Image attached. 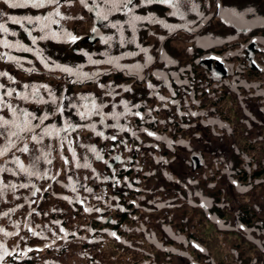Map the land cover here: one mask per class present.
<instances>
[{
    "label": "flooded vegetation",
    "instance_id": "flooded-vegetation-1",
    "mask_svg": "<svg viewBox=\"0 0 264 264\" xmlns=\"http://www.w3.org/2000/svg\"><path fill=\"white\" fill-rule=\"evenodd\" d=\"M234 2L235 0H225L217 13L229 14ZM134 3L140 4V0H134ZM206 5L207 3L203 6ZM57 7L63 16L73 18L61 20L53 16L59 23L51 24V31L59 33L65 30L83 39L76 43L65 42L61 37L42 40L39 37L44 32L39 30L40 25L37 24L35 36L40 41L38 53L50 64L54 62L74 69L80 67L84 73L99 72L100 75L94 79L73 82L75 77L59 70L46 69L40 57L37 60L28 58L30 52L24 51L26 56L18 58L20 65L29 67L30 62L31 69L32 66L35 67L31 71L33 75L29 76L27 71V78L35 77L37 80L33 85H47L57 97H64L63 119L67 120V117L73 120L78 116L76 109L69 108L68 105L88 103L80 97H94L97 105H104L102 112L108 118L103 124L100 116H91L82 125L95 124V131L103 133L96 143L99 144V154L102 155L99 163L103 167L102 178L106 177L108 180L106 185H102L108 198H117L118 193H112L117 192L120 182L125 178L134 185L144 181L149 187L151 184V192L168 196L178 186H181L183 194L191 193L193 188L186 189L184 184L189 180L203 182L208 174L228 179L226 185L231 202H237V214L248 224L254 218H259L257 223L263 229L264 208L252 203L250 188L254 177L264 178V35L254 36L248 29L237 31L234 25L226 23L221 27L220 22L217 26H214L216 22H212V26L201 28L191 41V33L187 28L170 34L160 24L144 22L136 26L135 43H127L122 47L117 30L97 22L79 0H72L70 5L66 0H60L59 6L49 5L39 9H11L0 0V12L17 18L47 16ZM170 11L166 5L151 4L141 5L136 9V14H151L171 25H184L188 20L185 7L181 8L185 13L183 19L169 15ZM81 16L83 19L77 18ZM109 19L124 23L127 17L116 13ZM0 23L8 28L6 35L11 43L23 40L22 35H26L24 28L8 21L7 16L0 17ZM27 25L29 24L25 23V27L29 28ZM126 25L124 39L127 41L132 39L133 33ZM94 26L99 30V36H94L91 32ZM30 28L34 34L33 25ZM101 36L113 37L110 45L103 43ZM255 37L257 48L252 59L247 48ZM137 45L148 49L147 54L140 52ZM189 50H192V54ZM129 52L140 54L121 59L118 62L121 66L119 68L108 63L89 62V56L92 60H107ZM103 53H107V56ZM149 56L152 57L151 61L147 59ZM206 56L210 59L203 58ZM137 64L145 66L133 69ZM30 80L31 78L24 80L21 76L18 85L23 88ZM150 84L152 88L149 87ZM126 88L130 91H125ZM41 93L45 99H49L43 89ZM160 96L165 100H160ZM173 100L177 103H172ZM59 103L58 100L57 104H40L50 112ZM125 104L132 112H140L143 119L131 114L118 115L125 113ZM134 105L139 107L135 108ZM192 112L198 115L192 116ZM117 123L126 130L105 127ZM144 129L155 133V136H148ZM111 136H116V140L105 138ZM198 156L200 159L196 162L194 159ZM116 157H119V163L109 169L108 163L113 162ZM201 161L204 164L199 166ZM254 162L255 165H260L258 169H254ZM223 184L216 179L214 191L217 192L218 189L216 209L225 219L227 215L224 211L229 210V198L224 199L225 202L228 201L225 203L224 197L219 195L223 191ZM127 187L125 184L124 189ZM241 188L247 191H241ZM125 193L130 194V191ZM194 195L195 192L191 193L187 205L191 210H201L203 216V208L199 207L198 197L195 200ZM167 205L169 210L166 211V216L174 221L178 215L170 210L171 202ZM186 211L184 209L181 221L189 224L191 217L189 221Z\"/></svg>",
    "mask_w": 264,
    "mask_h": 264
},
{
    "label": "snow or ice",
    "instance_id": "snow-or-ice-1",
    "mask_svg": "<svg viewBox=\"0 0 264 264\" xmlns=\"http://www.w3.org/2000/svg\"><path fill=\"white\" fill-rule=\"evenodd\" d=\"M72 0H66V3L69 5L71 4ZM3 3L7 5L8 8L16 9V8H24V7H33V8H44L49 5H57L59 6L60 0H3ZM79 3L83 6V8L89 12L92 13L96 19L97 22L104 23V26L111 27L113 29H116L117 32L120 35V45L123 47L127 43H135V33L137 31V24L138 23H149V24H160L164 28L168 29L170 34L176 33L178 30L186 29V26L184 25H171L165 23L163 20H160L156 18L155 16L148 14V15H137L136 9L139 8L141 5L147 6L151 4H159V5H166L168 6L171 11L169 12V15L171 16H179L181 19H183L185 13L181 11V8L187 5H191L190 10L195 11L196 5L192 2V0H140V4H135L134 0H79ZM217 7H220L219 0H217ZM116 13H122L124 16L127 17L126 21L124 23H120L119 21L113 22L109 18L113 16ZM199 14V13H198ZM231 18L236 21V23L240 26L241 31L247 30V28L250 27V25L246 23H241L243 13H237L235 11H232L229 13ZM7 16L8 21L14 24H18L21 27L24 28V30L31 35L32 29H29L25 27V23L29 25L36 26L37 24L40 25L39 30L41 32H44V35L40 36L39 39H52L61 37L65 42H71L76 43L78 40L83 39V37H77L73 35L71 32L61 30V32H54L51 31L50 25L54 23H59V21L54 20L53 16L59 17L61 20L63 19H72L73 17H65L63 16L60 11L59 7L54 12H50L47 16H36V17H30L26 16L23 18H17L14 16H8L7 13L0 12V17ZM78 19H83V17H77ZM106 22V23H105ZM127 24V26L132 30L133 37L131 40H125L124 39V25ZM47 30V31H46ZM91 32L94 34V36H99V30L94 26L91 29ZM8 28L4 23H0V34H7ZM15 35V33H12ZM36 37H32L33 43L36 42ZM113 37H100V40L105 43L109 44L112 41ZM160 39H163V37H160ZM0 46H3L4 48L8 49H17V50H23L25 52H32L33 49L30 47H25L24 45L20 44L19 42L11 43L8 40H0ZM137 47L140 49V52H143L147 54L148 49L140 47V45H137ZM140 52L136 53H125L121 56L117 57H109L107 60H92L91 56H89V62L92 64H103L108 63L113 65L114 67H121L119 65V61L121 59H124L126 56H134L139 55ZM39 55L41 62L44 64V67L48 69L49 71H56L59 70L63 73H66L70 77H75L76 79L73 82H82L86 79H94L96 76L100 75L99 72L94 74L84 73L80 70V67L72 68L69 66H62L59 64H55L52 62L51 64L44 59L42 55L37 53ZM84 55H88V53H84ZM103 55L107 56V53H103ZM7 59L8 61L15 62L17 64H20V58L13 57L9 53H0V60ZM148 61H151L152 57L147 58ZM219 59V58H217ZM30 63V62H29ZM252 63L255 64V61H252ZM22 66V65H21ZM145 65H134L133 69H141ZM26 71H33V69H25ZM0 77H7V79L11 83H16L13 77H11L7 72H0ZM100 87H105V85H100ZM150 88L153 86L150 84ZM24 91H17L15 88H9L6 87L4 84H0V141H3L0 143V158L7 157V159L4 160L3 165H0V175L3 173H9L13 176H21L23 175L26 177L29 181L33 177H36L38 179H43L48 176L47 172H41L39 169L40 163L43 161L44 163L50 164L51 159H49L52 145H45L44 140L46 137L48 138H55L59 141L60 148L62 149L64 146V142L67 141L69 145V151L72 152L73 160L76 161L75 166L76 167H90V165L87 163V160H85V163L81 164L78 160H76V152L71 147V140L69 139V135L71 131H75L78 127H87L93 131H95V124H84V125H77L72 124L68 121H64V124L62 127L57 128L55 125H47L45 126V121L49 119V113L45 112L42 115H35L34 113L29 112L25 108H21L18 105H15L11 102L12 98L22 100L25 102H35V103H52L57 104V101L59 100L60 103L57 105L56 112L59 114H63L64 107H63V100L64 97L60 96L57 97L52 90L47 85H23ZM41 89L45 93H47L49 99H45L44 96L41 93ZM125 91H130V89H125ZM110 95L112 93H109ZM175 95V93H173ZM81 100H85L88 103L77 105L75 103H70L68 105L69 108H75L76 114L80 117L81 120H87L91 116H100L101 123L103 124L104 121L108 118V115L102 112V108L104 105H97L95 103L94 97H80ZM160 100H165L163 96L159 97ZM172 103H177L176 101H172ZM125 107V113L118 114V115H128L131 114L133 116L139 117L140 119H143V116L140 112H132L131 108L127 106V104L124 105ZM133 107L138 108L139 105H134ZM7 112L8 115L6 116L4 113ZM192 116L198 115L195 112L190 113ZM114 119H117V117H113ZM105 127H115L119 128L120 131H125L126 129L117 124L113 125H105ZM221 127H225L224 125H221ZM39 130V131H38ZM145 132H147L148 136H155V133L147 131V129H144ZM61 133H65L66 135L61 136ZM99 136H102V132L96 133ZM135 135V133H133ZM106 139H111L113 141L116 140V136L111 137H105ZM157 139H160V137H156ZM32 144L33 147L30 148L29 144ZM123 143V141H121ZM89 151H91L97 160L102 159L99 152L95 147L89 146ZM18 154H28L31 159L30 165L26 166L20 159V156ZM115 159H119V157H116ZM64 163L67 165L69 161L65 158ZM50 179H55V177H48ZM117 183H119L117 181ZM235 183V181L233 182ZM29 184L27 183H5L2 179H0V198H3L4 195L8 191H15L18 188H25L28 187ZM130 186V185H129ZM33 188H35V185H32ZM139 189H137L138 191ZM36 191H39V189H35L33 191V195L36 194ZM73 191H75V188L73 187ZM86 191L91 192V189H86ZM241 191H247L245 188H241ZM18 198V197H17ZM65 199H67L65 197ZM134 203V202H133ZM160 207H163V205H159ZM206 206L205 205H201ZM85 212H91L93 209L90 208H84ZM15 209H10L9 212H14ZM95 211L99 212L100 209H95ZM9 212H5L2 215L8 216ZM114 223V221H111ZM54 223L59 224V221H55ZM27 227V225H25ZM18 228L19 225H16ZM242 230L246 229L243 225H240ZM33 236L40 235L39 233L33 231L31 228L28 229ZM0 232H4L5 236H13L18 235V232H6L3 229H0ZM61 233H64L63 236H60L56 233H53V236H55L56 239H66L68 233L65 232L63 228L60 229ZM112 237L119 240V236L115 232L109 233ZM72 235H75V233H72ZM42 239H47V237L41 236ZM90 243H93L94 241H89ZM52 243H55V240L52 241ZM51 244H46L45 247H51ZM192 246L194 248H197L200 252H204L205 249H203L200 245L195 244L193 242ZM19 245H17V248ZM34 250H40L43 249H32L28 248L25 252L17 253L15 249L9 251L6 246L2 243H0V264H4L7 257H13L14 259H17L21 256L26 257L27 252H31Z\"/></svg>",
    "mask_w": 264,
    "mask_h": 264
},
{
    "label": "trees",
    "instance_id": "trees-1",
    "mask_svg": "<svg viewBox=\"0 0 264 264\" xmlns=\"http://www.w3.org/2000/svg\"><path fill=\"white\" fill-rule=\"evenodd\" d=\"M2 142L0 141V143ZM29 146L30 148L33 147L31 143ZM18 155L26 166L30 165L31 159L28 154ZM65 158L67 156L64 154V150L60 147L52 148L49 156L51 163L47 164L42 161L39 165L40 171L42 173L46 171L48 174L43 179L33 177L29 181L23 175L13 176L7 172L0 175V179L5 183L19 184L23 182L29 184L28 187L8 191L3 198H0V229L6 232H18V235L7 236V241L1 243H5L9 251L15 249L17 253L19 250L41 247L43 250L46 249L45 254L48 255L49 261L63 260L62 264H69L67 257L75 252L81 254L75 264H143L147 262L151 258V248L146 243V231L141 226L148 223L143 213L142 216L134 212L124 214L117 218L109 229L101 228L100 222H91L89 214L78 204L74 192L67 186V179L60 175V163H63ZM5 159L7 157L0 158V165H3ZM68 165V171L75 173L70 170L72 160H69V164L65 165L64 173ZM55 176H57L55 179L48 178ZM32 185H35V188ZM35 189H39V191L33 195ZM65 196L70 198L65 199ZM10 209H15V211L9 212ZM5 212H9L6 217L2 215ZM55 221L60 223H54ZM16 225L19 227L17 228ZM29 228L35 232H42L41 236L48 237V239L37 240L36 237L38 236H33L28 230ZM61 228L68 233L69 238L62 244L60 250L54 251L45 247L46 244H51L50 242L55 239L51 232L60 233ZM111 232H115L120 239L117 240L112 237L109 234ZM62 234L64 235V233ZM0 239H4V237ZM13 239H16L18 243L24 240L26 242L25 248L20 246L17 248V245L12 244ZM89 241L94 242L90 243ZM42 251L29 252L31 258L26 260L21 256L16 259L15 264H34L33 260L35 261L37 254ZM231 256L236 257L233 253ZM233 261L238 264L250 263L246 260L245 255L242 260ZM4 264H8V262H4ZM210 264H214L213 261H210Z\"/></svg>",
    "mask_w": 264,
    "mask_h": 264
},
{
    "label": "rangeland",
    "instance_id": "rangeland-1",
    "mask_svg": "<svg viewBox=\"0 0 264 264\" xmlns=\"http://www.w3.org/2000/svg\"><path fill=\"white\" fill-rule=\"evenodd\" d=\"M204 0H199L196 4V2L194 3L195 5H201L203 4ZM191 8V5H188ZM197 6H196V10L192 11L190 9H187L186 12L189 14V16L191 18H195L196 14L195 12L197 11ZM231 11H235L237 13H243V17H242V21L241 23H246L248 25H250L249 28L252 29V33H254L256 30H262L264 28V0H235L234 5L232 6ZM202 24V23H201ZM199 24V25H201ZM199 25H194V27H198ZM127 26V25H126ZM239 27V25L237 26V28ZM262 31H259L257 33H260ZM258 35V34H257ZM1 37V35H0ZM5 67H1L0 66V70L2 71ZM0 84H4L6 87H10V85H6V83L3 80H0ZM35 103V102H34ZM37 104V103H35ZM82 131L77 130L80 132V134L83 137H87L88 139H90L91 141L96 142V137H95V132L93 131H89V130H85L83 128H81ZM64 133H61V136H63ZM66 135V134H65ZM86 138V140H87ZM54 140L55 138H48L46 137L44 141L49 142L50 144H54ZM56 141H58L56 139ZM75 145V142H74ZM71 145V147L75 150V146ZM66 148V149H65ZM262 149H264V144L262 145ZM62 150H64V154L67 156V160H72V167H71V171L75 172V173H80L82 175V177H77L75 173H71L69 172V165L67 166V170L64 173V168H65V163H60L61 164V168H60V175L64 176L67 179V186L69 188H75L76 191L79 192H83L86 195L84 196V200H86L87 202L90 203V205H94V208H90L93 209L94 213L93 217H96L97 219H101L102 215L100 214V211L97 212L95 211V209H100L101 207V203L100 201L97 199L98 197H96L97 195L99 196L100 190H98V188L96 187L95 184V178L94 176L92 177L91 183L86 184L87 181V176H86V168L82 167L80 169L75 168V160H73L72 157V152L69 151V146H64L62 148ZM68 154L70 156H68ZM79 153H76V159H79ZM81 160V159H80ZM84 161V160H83ZM81 160V163L83 164V162ZM69 164V163H68ZM256 163L254 162V169H258L260 165H255ZM96 170H99V167L95 166ZM57 176H55L56 178ZM218 179L220 181H222L224 184L222 186L223 188V195L227 198H229V203L227 204V208L229 209L228 211H224V214L227 215V217L225 219L220 220H216V222H211V220L208 218V216H211L209 214L210 209H212V206L215 204L216 200V195L214 194V183L215 180ZM229 180L228 179H223L222 177L216 178L213 177L212 175L208 174L205 176V180L203 182H200L199 180H189L187 183L184 184L183 187H185L186 189L189 188H193L192 192H195V195L193 196L196 200V197H198V203L200 204L199 207L204 209V214L202 216L201 214V210L198 209H193L191 210V207L187 205V202L189 201L188 198L190 197L191 193L190 192H186V193H182L183 190H181V194H177L175 196H173V194L171 196V206H178V207H182L185 210H187L186 212L188 214H186L188 216V219L190 221V217H191V221L189 223V227L191 228H195L197 235L202 239V243H203V249H205L208 254H210V256H212L215 259V264L217 263H225V264H234L233 260H236L237 258L234 256H231V249H233L234 254L237 256L238 255V259H243L244 255L245 258L248 262H250L249 264H264V236L263 233L262 234L258 231L255 230V227L252 226V228L249 229V231H245L246 236L250 237L247 238L246 240H243L241 238H238V236H236L235 232H226L225 230H227L229 227L230 228H235L236 230L241 229L240 224L238 222V209H237V202L236 203H232L231 199H230V195H229V190H228V185H226V183H228ZM174 187V186H173ZM202 187V188H200ZM150 188H151V184H150ZM181 188V186H180ZM86 189H91V192L86 191ZM195 190V191H194ZM178 191H180V189H178ZM251 196H252V203H258L259 205H261L262 207H264V201L262 200V196H264V178L261 179H252L251 180ZM179 193V192H178ZM89 194H92L94 196V199H92L91 197H88ZM222 195V194H221ZM257 195H260L258 197H256ZM67 199H69L70 197L65 196ZM136 198L138 199V201L133 205L131 211L137 209L139 206L144 205V201H143V195H137ZM53 200H56L55 198H52ZM225 198H223L224 200ZM239 200V199H236ZM79 201V200H78ZM228 202V201H227ZM225 202V203H227ZM114 203V202H113ZM108 204L109 206L107 207H101L103 210L106 209H112L114 213V215L118 212H124L126 211V209H129V200H125V201H121V203L119 205H114V204ZM67 204V203H66ZM206 206H201V205H205ZM219 204V203H218ZM69 205V204H67ZM71 206V205H70ZM134 208V209H133ZM142 210H144L143 212H139L140 214L143 213L144 218L148 221L147 224H142V228L146 231V234L148 235V238L146 237V243H148V247H150V255L152 256V258H150L147 262L143 263V264H187L186 260H183L181 258L178 257H172L171 258V262H167L166 263V258H164L166 256V252L163 253L162 249H166L167 248V243L163 241V236L164 235H169V234H173L175 235V229L169 224V220L164 218V217H159L157 218V221L160 223V228L158 226L159 223H157L156 221H154L153 219V213L151 214V212L155 211V210H151L150 208L146 207H141ZM157 212V211H155ZM160 212V211H158ZM158 212L155 213V215H158ZM183 214V213H181ZM151 215V216H150ZM208 221V222H207ZM7 223V221H6ZM174 227H176V224H174ZM228 227V228H227ZM224 228V229H223ZM16 231V229H15ZM93 232V231H92ZM40 235H38V237H36L37 240L42 239L41 235L42 232H37ZM54 232H51V234L53 235ZM1 237H4V239H0V243L3 241H7V236L4 235V232H0ZM56 234L63 236V234L60 232H57ZM146 235V236H147ZM69 238V235H67L66 239ZM21 239V237H20ZM48 239V237H47ZM46 239V240H47ZM66 239H54L55 243L53 244L52 241L51 243V247H49L51 250L54 251H58L60 250L62 244L65 242ZM13 245H19L22 248H25L26 242H24V240H22L21 242L18 243V241H16V239H13L12 241ZM4 245H6L4 243ZM160 245L161 246V251L158 255H156L155 257V252L153 251L152 247L153 246H157ZM38 249H41V247H39ZM46 250V249H45ZM45 250H43L41 253L37 254V258L33 262L34 264H62L64 261H49V259L47 258L48 255L45 254ZM27 251V249L25 250H19L18 253L20 252H25ZM246 253H245V252ZM32 252V251H31ZM29 252H27V256L23 258H25L27 260V258H31V255L28 254ZM81 257L80 253H73L72 255H70L69 257H67V260L69 261V264H75L79 258ZM15 261H17L16 259H14L13 257H7L5 262H8V264H15Z\"/></svg>",
    "mask_w": 264,
    "mask_h": 264
}]
</instances>
